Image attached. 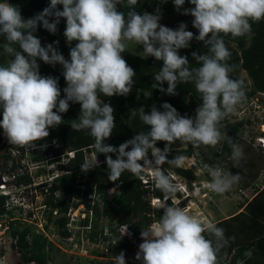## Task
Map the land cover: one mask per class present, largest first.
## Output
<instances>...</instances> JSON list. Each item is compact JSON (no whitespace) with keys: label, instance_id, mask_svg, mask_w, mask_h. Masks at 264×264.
<instances>
[{"label":"clouds","instance_id":"obj_1","mask_svg":"<svg viewBox=\"0 0 264 264\" xmlns=\"http://www.w3.org/2000/svg\"><path fill=\"white\" fill-rule=\"evenodd\" d=\"M139 2L49 0L41 12L26 19L19 7L0 0V128L10 144L37 149V142L49 136V129L63 124L61 114L68 111L70 102L79 103V116L71 120L70 126L75 131H88L94 138L95 152L81 164V170L87 172L98 167L97 154H104L110 181L116 182L125 172L139 178L146 167L152 168L154 187L163 193L159 205L164 210L163 215L159 222L140 232L143 242L136 259L142 264H220L222 250L234 237H227L216 223L185 212L179 206V199L169 206L166 202L178 192L179 186L161 165L182 166L183 156L168 159L171 146L177 141L197 148H214L224 139L218 127L220 122L246 100L245 82L231 76V52L224 37H250L252 25L264 20V0H172L178 12L194 18L192 26L198 30L195 36L183 22L175 29L161 24L159 6L154 13L138 12ZM167 2L158 0L159 4ZM186 2L194 7L183 8ZM62 18L66 43L75 42L70 47L69 59L54 46L58 41L42 45L34 35L40 27L55 35ZM193 39L202 41L207 48L206 52L192 53L198 67H191L187 56L180 54L181 49L191 46ZM129 45L142 49V59L152 57L162 62L153 77L152 88L175 95L178 85L192 83L202 103L192 118L180 115L167 102L161 105L162 111L152 106L146 113L144 107H140L138 116L148 131H141L115 147L105 143L116 128L114 108L101 97L127 96L132 91L136 73L122 56L130 51ZM38 61L62 66L66 83L62 98L58 78L41 75ZM165 82L166 88L163 87ZM161 141L166 142L163 150L157 147ZM44 146L41 144L40 148ZM231 149L230 159L238 167L244 159V150L234 142ZM110 153L116 154L115 159ZM53 162L46 160L43 164ZM2 170L4 172L1 167ZM49 170H53L52 175L56 170L63 171L52 179L67 173L56 169V164ZM204 171L211 178L207 187L218 195L230 191L240 181L239 174L220 167L204 165ZM14 180L0 184V197L17 194L16 187L21 184ZM2 189L9 193L3 195ZM127 229L128 226L122 236L129 234ZM10 243L15 250V240ZM0 252L6 250L1 248ZM245 256L250 258L251 252H246ZM113 264H126L123 252L115 256Z\"/></svg>","mask_w":264,"mask_h":264},{"label":"trees","instance_id":"obj_2","mask_svg":"<svg viewBox=\"0 0 264 264\" xmlns=\"http://www.w3.org/2000/svg\"><path fill=\"white\" fill-rule=\"evenodd\" d=\"M5 2L14 7H19L22 15L27 19L47 7L49 0H5ZM168 3L169 5L172 4V0H168ZM153 7V0H140L136 10L140 13H150ZM191 7L194 6L187 2L183 5V8ZM58 8L62 9V6H58ZM123 10L126 11V9ZM185 16L190 22L194 19L190 14ZM57 27L58 31L55 35L50 34L42 27L38 28L34 35L41 40L42 44L45 40L48 44L58 41V45L54 46L58 47V50L66 59H69L70 47H73L75 42L72 45L66 43L63 35L65 29L63 18ZM252 30L253 34L247 38L224 37L225 44L231 52L229 61L233 66L231 76L233 79L243 80L246 84L245 103L260 92H264V20L253 24ZM192 32L194 36L198 35L197 29ZM206 51L207 48H204L202 41L193 39L191 46L187 49H181L180 54L187 56L191 67H198L193 60L192 53L197 52L199 54ZM122 56L127 64L134 69L136 77L129 95L101 97L105 103H109L114 108L116 122V128L110 138L105 140V143L118 147L121 143L133 138L137 133L148 131V127L139 119L138 111L140 107H144L146 113L151 111L152 106L162 111L161 105L167 102L175 107L180 115L189 118L195 116L196 109L202 101L194 84L178 85L176 94L168 95L157 88H152L153 77L159 71L162 62L155 61L152 57L142 59L140 55L130 51H125ZM38 63L40 64L39 71L41 75H51L58 78L62 98L63 88L66 87L62 75V66L59 64L55 66L47 65L42 61H38ZM243 72L246 73V76H243ZM163 87H167L166 82ZM79 113L80 104L70 102L68 111L61 114L64 120L63 124L57 128L49 129V136L45 140L37 142V149L20 148L12 144L5 146L0 135V151L3 150L1 156L6 165L11 162V165L6 170L4 169V172L15 176L14 181L16 184L29 185L33 181L29 170V162L42 165L35 173L37 175L45 172L52 174L53 170L47 171L43 163L46 160L55 161L56 169L64 170L67 173L42 184V194L44 195L45 207H47V223L52 224L63 238H67L71 235L67 228L69 222L68 212L82 204L86 217L82 219L81 224L86 227L90 226L86 231V236L91 241L106 242V247L110 252L131 250L142 240L140 232L161 219L164 210L153 205L151 199H162L163 193L155 189L154 182H149L148 179L143 180L144 173L142 177L137 178L125 172L116 182L110 181L104 154H97V159L100 162L98 167L83 172L81 164L95 155V152L94 138L89 135L88 131L71 129V120L77 119ZM231 117L232 114L220 122V126L225 127V135L220 151L213 155L220 158L224 167L230 166L233 172L240 174L242 173L243 161L240 162L238 167L234 166L233 162L232 165L229 163L232 151L231 143H237L240 137L244 138L245 125L250 121L248 119L231 121ZM251 141L249 140V143ZM165 143L163 141L158 142L157 147L163 150ZM41 144L45 146L40 148ZM9 148L16 150L17 155L13 156ZM26 148L29 151H26ZM255 148L262 152L261 148ZM71 152H73V156H69ZM109 155L115 159V153ZM192 155L193 147L191 145L185 147L181 145H178V147L171 146L168 159L176 156L190 157ZM61 158H65V160L62 162ZM24 159L27 161L26 164L21 163ZM208 162L212 163V160L209 159ZM140 163L143 164V161H140ZM21 167L24 169L23 173L19 171ZM173 171L189 179L195 178L192 170L188 168L174 165ZM256 181H259V184L264 182L263 173L262 178ZM259 184L256 182V186ZM254 186L255 184L252 187ZM111 188H113V191L110 193ZM263 194L264 191L255 194L246 205L240 203L239 209L244 207L245 210L215 222L217 226L225 230L227 237H234L230 240L229 245L222 250L220 264H240L242 260L244 264H264ZM174 195L180 197L179 190ZM5 199L6 197H0V216L5 213L9 215L6 233L15 240L13 247L19 253L21 263L48 264L53 259L52 249L54 246L52 242L41 232H36L27 221L22 222L21 218H14L13 210L5 207ZM168 203L171 205V200H168ZM10 217L12 218L10 219ZM103 219L107 220L106 228L101 223ZM48 224L45 225V228ZM122 226H128L131 231L130 237L119 239ZM249 251L251 252L250 258L245 256V253ZM255 258L259 259L256 260Z\"/></svg>","mask_w":264,"mask_h":264},{"label":"rangeland","instance_id":"obj_3","mask_svg":"<svg viewBox=\"0 0 264 264\" xmlns=\"http://www.w3.org/2000/svg\"><path fill=\"white\" fill-rule=\"evenodd\" d=\"M153 3L154 7L150 13H154V10L157 8V6H159L162 13V18L160 20L161 24L175 29L180 23L183 22L187 24V30L193 31L195 29L192 26V22H190L186 16L182 14V12H178L175 9L173 3L170 5L168 2L166 4H159L158 0H153ZM46 44L48 43L45 40L42 45ZM129 49L130 52L142 55V49L134 45H129ZM243 76H246L245 72H243ZM262 95L264 97V93ZM258 99L259 97L249 100L247 103L244 102L234 113H232L231 117V121H241L244 119H248L250 121V123L245 125L244 138L242 139L240 137L239 140H237V143H239V145L242 146L244 150V159L242 160L243 166H241L242 173L239 174V183L233 185L232 189L223 195L215 194L207 187V185L211 182V178L204 171V165L220 167L226 172L237 174L230 169V166L224 167L220 158L213 155L214 153L220 151L223 140L214 148L206 146H200L197 148L192 144H184L180 141H177L172 145V147H178V145L183 147L191 145L193 147V155L187 158L184 157L185 159L181 167L191 169L195 178L189 179L174 173L173 164L165 163L161 165V169L179 186L178 190L180 192V197L172 195L169 199L172 203L179 199L181 201L179 206L182 207L185 212L194 216H198L203 220L212 221L215 223L216 221L222 220L227 216L230 217L232 213L239 209L238 206L240 203L246 205L248 201L255 196V194L257 195L259 192L264 191V182L259 184V181H256L262 178V173L264 175V171H262L264 167V153L255 148L254 141L249 143V139L251 140V138L256 136V133L262 132L261 130H264V124L259 120L264 115V104H260ZM218 127L221 133L225 135V127L220 125ZM2 153L3 150L0 151V164L1 167L6 170V168L9 166V163L7 165L5 164V161L1 156ZM149 159H152L150 153ZM209 159L212 160V163L208 162ZM229 160L230 165H232L230 158ZM25 161L23 164H25ZM55 164L56 162L45 163L44 167L46 170H49L52 169ZM28 165L31 172L30 174L33 177V181L32 184H29L25 190H31L34 195L25 198V206L20 210L13 211V214L15 215L14 218H21L22 222L27 221L32 225V228L36 232H41L52 242L54 246L52 249L53 259L50 260L48 264H113L115 261V256L119 255L121 252L124 253L126 264H142V261L136 259V254L139 250V245L143 242V239L131 250H118L116 252H110L106 247V242L91 241L86 236V231L90 226L83 228L81 225V221L86 215L83 211L84 206L82 204L71 210L67 225L71 235L67 238H63L56 231L52 224L47 223V207L44 206L45 203L44 195L42 194V182L49 180L48 177L50 176L47 172L35 175L33 163L29 162ZM152 172V168L146 167L143 180L146 181L148 179L149 182H153ZM256 182L259 185L256 186ZM252 183L255 184L254 187H252ZM112 191L113 188L109 190L110 193ZM263 197L264 194L262 195V198ZM162 199L152 198L151 203L153 205L159 206ZM166 203L169 205L168 201ZM101 223L106 228L107 220L103 219ZM46 224H48L46 226L47 228H45ZM125 229L126 226L120 228L121 236ZM127 233L129 234H125L122 237L119 236V239H123L127 236L130 237L131 231L127 229ZM0 237H2L0 243L2 242L1 244L3 246H9L11 242L9 234L6 232H0ZM12 249L9 248L5 253L0 252V264H18L19 262L20 264H23L20 261L19 254H17L16 251ZM259 258L261 257L259 256ZM259 258L255 259L258 260Z\"/></svg>","mask_w":264,"mask_h":264},{"label":"built area","instance_id":"obj_4","mask_svg":"<svg viewBox=\"0 0 264 264\" xmlns=\"http://www.w3.org/2000/svg\"><path fill=\"white\" fill-rule=\"evenodd\" d=\"M263 93H264V92H260L257 96H255L254 98H252V99H250V100H253V99L259 97L258 102H259L260 104H264V97H263V95H262ZM260 95H261V98H260ZM248 102H249V101H248ZM259 120L261 121V123L264 124V115H263V117H261V119H259ZM260 130H261V129H260ZM261 131H262V132H258V133H256V136H255L254 138H251V140L255 142V143H254V144H255V147H259V148H261L262 150H264V130H261ZM0 134H1L2 137H3V139H2V143H3L5 146H9L10 143H9L7 137L5 136L4 131H3L2 128H0ZM257 134H258V135H257ZM249 140H250V139H249ZM9 150L11 151V153H12L13 156H16V155H17V151H16V150H13V149H11V148H9ZM26 151H29V149L26 148ZM69 154H70V156L73 155L72 153H69ZM25 160H26V159L22 160L21 163L23 164ZM64 160H65V159H64ZM64 160L62 159V162H63ZM25 164H26V161H25ZM10 165H11V162L9 163V166H10ZM39 167H42V165L39 164V163H33V169H35V173L37 172V170L39 169ZM53 167H55V165H54ZM19 171H20V173H23V172H24V169L21 167V168L19 169ZM61 172H63V171H57V170H56L55 173H54V175L51 174V176L48 177L49 180H45L44 182H49V181H51V179H52L53 176H55V175H57V174H59V173H61ZM30 173H31V172H30ZM2 179H3V181H7V180H10V179L14 180V179H15V176H13V175H10V176H9L8 174L6 175V174H4V172H3V170H2ZM44 182H42V183H44ZM2 186H4V184H3ZM27 186H29V185L21 184L20 186L16 187V192H17L16 195L11 194L9 197H6V199H5V207H6L7 209L15 211V210H20L22 207L25 206V198L34 195V193H32L31 190L26 192L25 189H26ZM1 191H2L3 195H5V196L9 193V191L4 190V189H2ZM44 206H45V205H44ZM70 213H71V210L68 212V215H70ZM11 218H12V217H10V219H11ZM8 220H9V215H8L7 213H5L4 215H1V216H0V232H2V233H3V232H4V233L7 232V230H8V223H7ZM67 225H68V224H67ZM1 239H2V237H0V240H1ZM11 240H12V239H11ZM1 243H2V242H1ZM1 243H0V244H1ZM1 248L5 249V250H8L9 248L12 249V245H11V243L9 244V246H3V245L1 244V245H0V249H1Z\"/></svg>","mask_w":264,"mask_h":264},{"label":"water","instance_id":"obj_5","mask_svg":"<svg viewBox=\"0 0 264 264\" xmlns=\"http://www.w3.org/2000/svg\"><path fill=\"white\" fill-rule=\"evenodd\" d=\"M2 183H3V180H2V171H1V166H0V184H2Z\"/></svg>","mask_w":264,"mask_h":264},{"label":"crops","instance_id":"obj_6","mask_svg":"<svg viewBox=\"0 0 264 264\" xmlns=\"http://www.w3.org/2000/svg\"><path fill=\"white\" fill-rule=\"evenodd\" d=\"M241 209H237L234 213H232V215L231 216H233V215H235V214H237L239 211H240ZM228 217V216H227ZM226 217V218H227Z\"/></svg>","mask_w":264,"mask_h":264},{"label":"bare ground","instance_id":"obj_7","mask_svg":"<svg viewBox=\"0 0 264 264\" xmlns=\"http://www.w3.org/2000/svg\"><path fill=\"white\" fill-rule=\"evenodd\" d=\"M187 158V157H186Z\"/></svg>","mask_w":264,"mask_h":264}]
</instances>
